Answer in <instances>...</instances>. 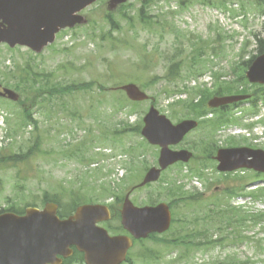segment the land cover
Returning a JSON list of instances; mask_svg holds the SVG:
<instances>
[{"label": "rangeland", "instance_id": "1", "mask_svg": "<svg viewBox=\"0 0 264 264\" xmlns=\"http://www.w3.org/2000/svg\"><path fill=\"white\" fill-rule=\"evenodd\" d=\"M142 2L129 0L108 11L106 0L97 1L83 12L88 24L63 31L41 53L0 45V83L23 98H0V153L41 145L24 165H0V210L41 208L43 198L54 195L62 207L122 200L156 165L158 148L140 135L150 104L176 123L195 118L192 108L210 111L214 95L234 94L229 86L238 87L237 94L257 90L243 79L245 61L257 54V39H264V15L256 3L261 0H149L141 12ZM18 81L27 82L24 91L14 88ZM127 82L153 100L129 101L115 89ZM54 84L89 85L62 95L44 92L35 102L28 98L37 87ZM249 107L242 104L241 114L239 107L231 110L226 122L215 110L200 118L181 142L196 159L171 166L131 193L135 205L174 203L175 220L168 232L137 243L128 264H264V218H253L264 211V196L246 200L225 193L247 172L224 179L209 158L232 142L264 149V104L259 124L247 115ZM250 181L239 195L264 186V177ZM192 193L214 200L186 198Z\"/></svg>", "mask_w": 264, "mask_h": 264}, {"label": "water", "instance_id": "2", "mask_svg": "<svg viewBox=\"0 0 264 264\" xmlns=\"http://www.w3.org/2000/svg\"><path fill=\"white\" fill-rule=\"evenodd\" d=\"M96 0H0V44L10 47L26 46L38 53L54 40L55 33L86 19L76 13ZM127 0H109L108 9L113 10ZM245 76L250 83L264 84V53L249 65ZM133 101L148 98L135 84L120 86ZM0 96L17 100L11 89L3 88ZM246 95L215 96L208 106L219 107L245 99ZM141 134L153 145L160 146L158 167L145 173L139 186L156 181L160 172L177 161H188L192 153L172 150L170 145L179 143L197 122L192 119L173 124L164 114L151 105L143 117ZM219 171H232L240 167L264 171V151L247 147L222 148L217 151ZM57 205L47 203L42 210L25 209L23 215L11 212L0 214V264H59L57 254L66 255L71 244L84 252L87 264H119L131 246L130 237L109 236L96 225L108 218L105 206L84 204L65 219L56 215ZM171 214L166 203L154 206H134L129 195L124 197L121 224L134 238L146 237L150 232H164L169 228Z\"/></svg>", "mask_w": 264, "mask_h": 264}, {"label": "trees", "instance_id": "3", "mask_svg": "<svg viewBox=\"0 0 264 264\" xmlns=\"http://www.w3.org/2000/svg\"><path fill=\"white\" fill-rule=\"evenodd\" d=\"M142 7L140 9V11H144L145 8H146V5L147 3L149 2V0H142ZM189 0H183L184 3L188 2ZM259 6V8H261V11H260V14L261 15H264V0H261V2H256ZM264 28V27H263ZM255 50L257 51V54H261V53H264V39L262 38H258L257 41H256V48ZM256 55H252L247 61H245L244 63V69L247 65H249V63L251 62V60L255 57ZM175 65H172L170 68H169V71H168V75L167 77H170L171 75H173V68H174ZM29 75V74H28ZM34 76H36L37 74H33ZM244 83L247 84V81L246 79L244 78ZM89 84H82V85H75V84H70V85H65V86H62V85H50L49 87H47L48 89H44L42 87H37L35 90V93L33 94V98L31 100H33L34 102L40 97L42 96V94L44 92L48 93L49 95H62L64 93H69V92H72V91H75V90H80V88L82 87H86L88 86ZM257 90L255 91H252L251 94H252V99L250 100V102L252 101V107L255 108L257 106V100L258 99H262L264 100V91H260L261 90V86H257ZM14 88L20 90L22 89V91H24L23 89H26L27 88V82L24 81L22 84H19V81L18 83H16L14 85ZM228 88H230V92L232 90H235V92L237 91V89H239L238 87H232V86H229ZM262 88H264V86H262ZM100 90L104 91L105 89L103 87L100 86ZM234 92V93H235ZM218 94V93H217ZM30 99V98H29ZM191 102H193V99L190 100ZM136 105V104H134ZM27 108V107H26ZM25 108V109H26ZM192 108V107H191ZM27 113L28 111L25 110ZM192 111L195 113V116L194 117H198V116H201V115H205L207 114L208 110L207 111H204V110H201V112L197 111V109L195 108H192ZM226 116L224 113L221 114V119H224V121H227V119L224 117ZM26 119L27 121L31 122L32 119H31V115L30 113H28L26 115ZM220 119V121H222ZM131 130L133 131H138V128L137 127H133ZM38 143H35V145H33L32 147L28 148L25 152H22V153H15V154H12V155H2L0 153V165H3V164H6L8 162L12 163L13 166H15L16 164L20 163V164H26L28 162V160L34 156L36 153H38L41 149V145H38ZM1 150V149H0ZM104 189V191H109V189H106L104 187H102ZM260 191H263L261 193H264V188H261ZM56 201L58 202L59 200L57 199V197L54 195L53 198H49V197H44L42 202H45V201ZM155 201H150L149 203L152 204L154 203ZM59 204H61L60 202H58ZM171 206L174 205V203L172 202H169ZM61 209L59 210L58 214L62 217L64 215L67 214L66 212V206L65 207H62V205L60 206ZM73 207V206H72ZM64 209V210H63ZM6 210H10V211H14V212H17V213H22V211H16V209H14L13 207H9L8 209ZM3 211V210H0V212ZM261 217H264V213H262L260 215ZM65 264H67V262H65Z\"/></svg>", "mask_w": 264, "mask_h": 264}, {"label": "flooded vegetation", "instance_id": "4", "mask_svg": "<svg viewBox=\"0 0 264 264\" xmlns=\"http://www.w3.org/2000/svg\"><path fill=\"white\" fill-rule=\"evenodd\" d=\"M231 107H234V106L230 104V105H227L221 109H222V111H228V110H230ZM200 118L205 119V118H207V116H201ZM198 124H199V121H198ZM241 144L242 143H233L232 142L229 147L242 146ZM181 145H182V143H180L177 146V148H183ZM217 149L218 148H215V153L214 154L211 153V155L209 156L211 161L216 165H217V161L215 159V156L217 153ZM195 159H196V156L193 155V158L190 161H194ZM215 168H216V166H215ZM237 172H240V170H236V171H232V172H224L222 176L224 177V179H226L227 177H231V175L234 177L235 174H237ZM213 200L211 198L201 197V199H199L197 201H213ZM100 203L106 204L109 208V211H110V219H108L106 221H102L101 222L102 224H105L107 226L108 225L107 223H110L114 219L115 215L116 216L118 215L119 221H120V210H121V204H122L120 201H117L115 198H111L108 201L100 202ZM120 233L128 234L127 232H125V230L123 232H120ZM133 243H134V240H133ZM70 248L72 249V252L70 254H68L67 257L63 258V263L65 261V262H67V264H85V261L83 259V254L82 255L79 254L77 256L76 255V252H77L76 248L74 246H71ZM129 262H130V260L127 257L126 260L124 262H122L121 264H128Z\"/></svg>", "mask_w": 264, "mask_h": 264}]
</instances>
